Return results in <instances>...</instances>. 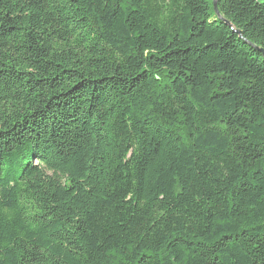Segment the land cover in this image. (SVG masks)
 Here are the masks:
<instances>
[{
	"label": "trees",
	"instance_id": "trees-1",
	"mask_svg": "<svg viewBox=\"0 0 264 264\" xmlns=\"http://www.w3.org/2000/svg\"><path fill=\"white\" fill-rule=\"evenodd\" d=\"M0 0V264H264V0Z\"/></svg>",
	"mask_w": 264,
	"mask_h": 264
},
{
	"label": "water",
	"instance_id": "water-1",
	"mask_svg": "<svg viewBox=\"0 0 264 264\" xmlns=\"http://www.w3.org/2000/svg\"><path fill=\"white\" fill-rule=\"evenodd\" d=\"M218 1L219 0H213V5H214V10L216 12V14L219 16V18L221 19V15L219 13V10H218Z\"/></svg>",
	"mask_w": 264,
	"mask_h": 264
}]
</instances>
